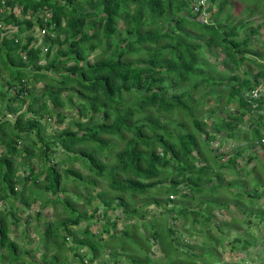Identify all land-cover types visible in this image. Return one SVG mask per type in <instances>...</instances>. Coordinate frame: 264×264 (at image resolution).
I'll return each mask as SVG.
<instances>
[{
	"label": "trees",
	"instance_id": "obj_1",
	"mask_svg": "<svg viewBox=\"0 0 264 264\" xmlns=\"http://www.w3.org/2000/svg\"><path fill=\"white\" fill-rule=\"evenodd\" d=\"M193 1L199 4L202 0H0V24L4 26L0 30V68L3 67L12 81L0 85V147L4 149L0 151V203L10 196L20 197L24 206L29 207L23 195L29 182V187L47 194L41 208L51 202L63 206L68 217L48 223L42 233L46 248L54 250L51 264L58 261L60 249L74 250L78 264L100 262L99 251H105L107 245L112 247L114 242L121 251H126L128 243L141 249V241L135 238L133 231L145 225L150 227L149 236L164 255L179 253L191 259H213L210 242L217 241L210 231L205 232L199 247L184 245L185 250L181 251L178 244L175 245L176 232L167 227L166 220L170 217H162L160 213L139 223L145 215L138 208L152 204L161 206L160 195H166L165 205L180 204L179 208L173 206L167 210L176 213L175 220L193 214L191 224L198 222L201 230L211 223L214 208L230 211L231 205L242 218L246 216L249 225L255 227L263 222L264 207L257 208V205L261 204L259 199L264 201L261 198L264 186L258 183L264 180V175L253 176L251 188L246 187L245 179L255 169L242 174L252 158L241 168L237 163L243 154L241 147H237L225 163L218 164V158L223 155L214 154L211 149L217 135L206 131V123L194 111L202 101L195 102L193 98L202 86L209 88L204 91L208 97L215 92L213 87H221L225 80L229 89L220 91L216 98L221 100L224 94L226 106L237 100V108L227 113L218 104L217 109H223L224 116H216L220 122L214 132L228 139L246 138L240 136V127L244 116L252 113L249 105L254 102L264 108L263 94L253 101L250 96L256 86L264 87V63L254 61L264 52L255 51L251 37L239 30L248 24L245 19L251 18L254 11L245 9L246 13L238 16L233 0H205L204 18L199 19L202 12L194 11ZM16 7L20 9L19 14L14 11ZM199 8L203 9L201 5ZM48 11L49 19L40 15ZM36 28L43 31L46 28L49 34L46 39L50 43L44 54L41 48L31 47L33 35L25 41L21 39L23 34H32ZM259 28L252 33L258 34ZM97 50L100 52L90 58ZM218 54L225 58L222 61L225 69L234 66L247 73L242 69V63L247 60L253 61L258 69L252 76L240 78L230 74L222 79L215 75V67L207 59ZM40 82L44 83V89L37 97L27 86ZM66 104L75 115L71 126L54 136L43 135V114L51 116L52 110H57L55 122L63 124L61 109ZM179 111L187 116L188 126L177 116ZM27 113L30 116L24 119ZM216 114L214 112V116ZM9 115H15L14 122L9 121ZM254 115L257 118L249 130L251 146L260 144L264 149V116ZM32 133L34 138L30 136ZM114 138L123 143L120 150L116 149ZM25 139H28L25 147H18V141ZM57 150L65 157L53 162L49 157L56 155ZM98 154L106 158L112 156L110 165ZM18 157L23 158V163ZM32 158L42 161L43 168L31 167L27 176H19V166H28ZM68 162L70 166H66ZM75 163L87 168L86 176L71 166ZM223 168L237 176L227 182V187L220 171ZM214 180L216 184L211 186ZM99 181H104L107 189L98 191ZM67 183L74 189V198L83 199L85 206L99 199L105 208L103 217L106 212L119 208L127 220H135V223L123 228L118 235L109 233L110 224L105 222L103 230L94 233L90 225L98 221L99 207L95 205L89 213L77 209L70 198H60L59 194L67 193ZM17 185L22 187L19 192ZM79 188L87 195L83 196ZM239 188H244V192H237ZM93 189L97 191L93 193ZM220 189L230 194L231 190L235 191L230 202L219 195ZM191 202L197 204V210H190ZM202 203L206 205L205 210L200 209ZM10 208L0 210V264H32L22 257L17 243L9 236V224H18L12 204ZM248 214L257 222L250 221ZM83 221L87 225L79 234V229L73 228H79ZM213 225L222 232L230 228L226 224ZM160 226L166 227L165 230H160ZM115 227L116 223H111V228ZM258 228L261 230L260 225ZM105 233L106 239L102 237ZM69 238L71 246L67 243ZM234 242H240L244 250L253 245L246 239L237 238ZM82 249L89 256H84ZM108 255L111 261L107 259L104 263H121L115 253L110 251ZM46 256V252L41 255L44 263ZM258 259L264 264L263 253ZM129 260L130 264H150L151 261L148 255L142 260L135 256ZM166 264L180 263L169 260Z\"/></svg>",
	"mask_w": 264,
	"mask_h": 264
},
{
	"label": "rangeland",
	"instance_id": "obj_2",
	"mask_svg": "<svg viewBox=\"0 0 264 264\" xmlns=\"http://www.w3.org/2000/svg\"><path fill=\"white\" fill-rule=\"evenodd\" d=\"M235 4V12L236 15L242 16L245 9H253L254 13L251 18H246L245 22H247V25H244V28H240L241 34L244 32L246 33V36L251 37V39L254 41L253 47L256 49L255 51L258 52H264V0H259L254 1V0H233ZM257 2V6L256 5ZM228 8V6H227ZM40 15H44L45 19H49L50 17H46L44 13H41ZM51 16V14H49ZM41 17V16H40ZM204 15H201L199 19H203ZM247 26V27H245ZM259 28V33L258 34H253L252 31L255 30V28ZM251 29V30H249ZM47 30L45 28V31L40 30L39 28H36L35 31L30 34V33H25L21 36V39L23 41L27 40L30 38V35H33V39L31 42V47H38L41 48L43 51V54L46 52L48 48V44L50 43L47 41ZM49 35V34H48ZM55 52V50H54ZM52 51V53H54ZM100 52V50H97L93 54H91L90 58L93 56L97 55ZM210 63L215 67L213 69V72H217L215 74L216 76H221L222 79L226 78L230 74H236L240 78H244L246 75H251L255 73L258 69V67L252 63L253 61L247 60L244 61L242 64V69H246L248 72L247 73H242V71L234 68V66L231 67V69H225V66H223L222 61H225V58L222 54H218L217 56H212L210 58H207ZM254 61H258L261 63H264V54L261 56L259 59H255ZM44 62H42L43 64ZM51 76H55L56 78L59 77L58 74H53L50 73ZM249 76V77H251ZM7 77V76H6ZM7 79H3V83ZM12 82V81H10ZM264 83V82H263ZM1 84V83H0ZM221 87L214 86L213 90L215 91L211 95H204V91L209 89L207 87H200L199 88V93H194V99L197 101H202L197 109H195V113L199 115V119L203 120L206 125L205 129L206 131H211L213 134H216V138L213 141L211 149L213 150L214 154H222L223 156L221 158H218V164H223L225 163L229 158L230 154L234 153V150L237 147H241L243 150V154L241 158L237 161L238 165L242 168L244 163L247 162L249 157L252 158L251 161L248 162L247 166L245 167V170H242V174L247 173V171H250L252 169L254 170V173L250 176H247L245 179V184L248 189L251 188L250 182L253 176H256L257 178L262 177V174L264 175L263 169H264V149H262L260 144H257L256 146H251L252 139L251 135L249 133V130H251V126L255 119L257 118L255 115L252 113H247L244 116L243 124L240 127L241 133L240 136H244L246 138L241 139H228L223 137L224 135H220L219 133H215L214 130L218 129V124L220 122V119L216 116L223 117L224 116V111L232 112L235 111L237 108V100H235L232 104L226 106L225 105V96L222 94L221 100H217L216 94H218L220 91H227L229 89V86L226 84V81L222 80V83L220 84ZM5 86V85H4ZM27 88L32 89L35 96H40L41 93L43 92L44 89V83H31L27 86ZM16 90V89H15ZM12 94V93H11ZM8 95L6 96L5 100L7 101ZM47 104L51 107V103L49 101H46ZM39 104V103H38ZM218 104L221 105L223 109H217ZM26 106H24L25 110ZM50 109V108H49ZM217 113L214 116V112ZM179 115H177L181 121L187 124L188 126V118L187 116L185 117V114H183V111H179ZM61 113L64 115V122L63 124H58L55 122L57 118V110H52V115L49 116L47 114H43L44 116L42 117L41 123L44 125V131L43 135L50 137L56 135L59 130L64 129L65 127H70V122L75 118L73 109L69 104H66L64 109H61ZM30 113H27L25 115L26 119L29 117ZM99 118H102V115H98ZM166 117H168L166 115ZM4 119V118H2ZM7 119V118H6ZM9 121L14 122L15 120V115H10L9 116ZM173 120L177 119L176 116L174 115ZM180 121V120H179ZM192 130V129H191ZM24 135V133H22ZM246 135V136H245ZM32 138L35 137L34 133L30 135ZM130 134L128 135V137ZM28 142V139L25 140H20L18 141L17 146L20 148L25 147L26 143ZM113 142L116 145V149L120 150L123 147V143L121 141H117L115 138L113 139ZM2 148V147H0ZM83 148V146H82ZM2 151L4 150L3 148L1 149ZM160 151V150H159ZM38 153V150L35 151ZM108 150L106 151V153ZM102 161L106 163L107 165H110L112 162V156H109L108 158L104 157V155L98 154ZM257 156V157H256ZM65 157V155L57 150L56 155L50 156L49 159H51L53 162H58L60 158ZM256 157V158H255ZM19 158V159H18ZM17 160L20 163H23V158L18 157ZM52 163V162H51ZM42 161H38L36 158H32L31 162L28 166L22 165L19 166V176H27L29 174V169L31 167H34L35 170H39L42 167ZM66 166H70L69 162L66 164ZM71 166H74L75 169L81 171L85 176L88 173V170L86 167H83L81 163H75ZM216 167V166H214ZM62 169L63 167H59ZM222 173V179L225 183V186L227 187V182L229 180H232L236 178V174L234 172H230L227 168H223L220 170ZM241 174V175H242ZM43 178V177H42ZM264 178V176H263ZM260 185L259 186H264V180L258 182ZM68 184V183H67ZM216 180H214L210 185H215ZM28 185L29 182H28ZM26 186L23 189V195L24 198H26L27 202L29 203V207L24 206V202L20 200V197L14 198L12 196L9 197L7 201L1 202L0 203V210L2 211H8V209L11 207L16 215V218L18 219V224L16 226H13L12 224H9L10 228V238L15 241L18 245V248L22 252V257H24L27 262H33L32 264H51L50 262V257L53 255L54 250L52 248H46V246L43 243L42 240V233L44 229L46 228L48 223H52L53 221L56 220H61V219H66L68 217V214L64 211L63 206L61 204H53L48 203L47 206L44 208L40 207V204L44 197H47V194H43L40 189L38 188H33ZM17 192L21 191L22 187L21 185H17ZM33 190V192L30 191ZM67 193L66 194H59L60 198L66 197L70 198L73 203H75V207L77 209H80L81 211L87 210L89 213L93 212V207L97 205L99 207V217L97 222H92L90 225L91 230L96 233L99 231H102L104 227V223L107 222L110 224L109 228V233L116 232L119 235V232L129 226L130 224H134L135 220H127L125 218V215L121 213V209L116 208L115 210H111L106 212L105 216L103 217V214L105 212V208L103 207V204L99 201V199H95L91 204L84 205L83 199H77L74 198L73 193L74 189L71 187L70 184L67 186ZM107 189V186L104 181H99V186H98V191ZM237 192H244V188H239L236 189ZM79 192L82 193L83 196H86L87 194L84 192L83 189L79 188ZM97 190L93 189V193H95ZM232 193L230 194L227 190L225 189H220L218 191L219 195H221L225 200L230 202V199L233 198V195L235 194L234 190H231ZM236 192V193H237ZM263 196L261 198L264 199V193H262ZM45 195V196H44ZM153 195V194H152ZM151 195V196H152ZM36 197V200L34 201L33 198ZM159 200L163 203L161 206H156L152 204L151 206H142L143 208L139 207L138 210L140 212H143L145 215L144 220H139V223L144 222L145 220H149L153 217H158L160 216V213H162V217L166 215V217H170V219L166 220L167 227H171L175 232L178 240L176 241V244H178L179 249L181 251L185 250L184 245H191V246H200L203 242V237L206 231H210L212 235L216 237L217 241L215 242H210L211 248L214 249V252L212 254L213 259H205V258H196V259H191L184 254H179V253H169L165 254L161 252L160 247L156 241H154L153 238H150V227L145 225L140 227L137 230H134L133 234L135 238H138L141 241L142 248L138 249L137 247H134L135 245L132 243H128L126 246V251H121V248L114 244L112 247H108L105 251L100 250L99 251V261H96L92 264H107L106 262L104 263L103 261H106L109 259V252L115 253L116 256H119L121 263L120 264H130L131 257L135 256L138 259L142 260L145 255H148L150 261V264H166L167 261L174 260L177 263L180 264H185L188 262H192L193 264H201V263H209L211 260H215L213 264H260V261L258 259V255L263 253L264 255V241L261 239H264V220L262 223L257 224V226L254 227V224L249 225L245 218H242L243 215H241L237 208L234 205H231L232 207L230 208V211L226 209H221L218 210L214 208L213 211V219L210 221L211 223L206 224L205 229L201 230L199 223L191 224L192 218L195 217L193 214H189L187 217L182 216L180 219H174V216L176 213H169V211L172 209L174 206L175 208H179L180 204L176 203H170L166 204L164 203V199L166 198V195H160L158 196ZM177 199V198H175ZM264 201L262 199L258 200V203H261L257 205V208L264 207ZM262 205V206H261ZM202 207L200 209L205 210L206 205L201 204ZM191 211L192 210H197V204L195 202H191ZM146 208V209H145ZM248 208V207H245ZM253 210H255V206L252 207ZM11 209V208H10ZM152 214H154L152 216ZM180 215V214H179ZM250 219V221L257 222L255 217L250 214L247 215ZM115 217H118L117 220ZM12 220V218H11ZM116 223L115 229L111 228V223ZM221 225L224 226V224L229 225L230 228H226L227 232H222L219 231L214 225ZM87 225L85 221L80 223V227L73 228L74 230L79 229V234L81 233L82 229ZM260 225V228H258ZM160 230H165L166 227L160 226ZM159 228H157L158 230ZM171 229V230H172ZM116 234V235H117ZM103 238L106 239L108 235L102 234ZM148 237V241H143L139 237ZM81 237V235H79ZM241 239V240H248L251 242L248 249L244 250L241 249V243L240 242H234L235 239ZM68 246H71V239H68ZM198 249V248H197ZM180 251V252H181ZM193 251V252H192ZM210 254L212 253L211 250H209ZM43 252H46V261L45 263L42 262L41 255ZM81 252H85V249H82ZM189 253H195L194 250H189ZM89 253L86 254L84 253V256H89ZM59 259L56 263L53 264H78V256L74 255V250L70 249H60L59 250ZM66 257V258H65ZM109 261H111L109 259ZM87 263V261L85 262Z\"/></svg>",
	"mask_w": 264,
	"mask_h": 264
},
{
	"label": "built area",
	"instance_id": "obj_3",
	"mask_svg": "<svg viewBox=\"0 0 264 264\" xmlns=\"http://www.w3.org/2000/svg\"><path fill=\"white\" fill-rule=\"evenodd\" d=\"M205 0H202L199 4H196V2L195 1H193L192 2V7L194 8V11H199V9H200V11L202 12V15L204 14L203 13V11H204V5H205ZM201 5V7H203V9H201V8H199V6ZM50 13L49 12H46L45 13V16L46 17H50V15H49ZM205 22V21H204ZM261 92H264V90L262 89V88H257V89H255L253 92H252V98L253 99H257L258 97H260V95H261Z\"/></svg>",
	"mask_w": 264,
	"mask_h": 264
},
{
	"label": "clouds",
	"instance_id": "obj_4",
	"mask_svg": "<svg viewBox=\"0 0 264 264\" xmlns=\"http://www.w3.org/2000/svg\"><path fill=\"white\" fill-rule=\"evenodd\" d=\"M257 88H262L263 90H264V87L262 86V85H259V86H256L251 92H250V96H251V100L253 101V100H258L259 99V97L257 98V99H253L252 98V92L255 90V89H257ZM263 94V97H264V92H261V95ZM260 95V96H261ZM250 106V110L252 111V114L254 115L255 113H260L262 116H264V108L263 109H261L260 108V104L259 105H256V104H254V102H252L251 103V105H249ZM262 144H264V141H262Z\"/></svg>",
	"mask_w": 264,
	"mask_h": 264
},
{
	"label": "crops",
	"instance_id": "obj_5",
	"mask_svg": "<svg viewBox=\"0 0 264 264\" xmlns=\"http://www.w3.org/2000/svg\"><path fill=\"white\" fill-rule=\"evenodd\" d=\"M14 11H17L18 14L20 13V9H19L18 7H16V8L14 9ZM48 12L50 13V11H48ZM50 14H51V13H50ZM17 16H18V15H17ZM50 17H51V16H50ZM1 26H2V25L0 24V30L4 27V26H2V27H1ZM8 35L11 37V34H10V33H9ZM20 55H21V57H23V54H20ZM2 68H3V67L1 66V68H0V83H1V84H0V85L4 84V83H3V79H5V78L7 79V81H10V80H11V78H9L10 75H9L6 71H4ZM6 76H7V77H6ZM7 81H6V82H7ZM6 82H5V83H6ZM9 116H10V115H9ZM1 149H2V148H0V151H2Z\"/></svg>",
	"mask_w": 264,
	"mask_h": 264
}]
</instances>
